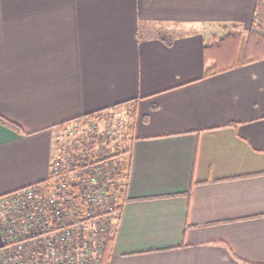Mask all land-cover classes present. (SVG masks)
Wrapping results in <instances>:
<instances>
[{
  "label": "crops",
  "instance_id": "1",
  "mask_svg": "<svg viewBox=\"0 0 264 264\" xmlns=\"http://www.w3.org/2000/svg\"><path fill=\"white\" fill-rule=\"evenodd\" d=\"M256 1L0 0V115L21 129L0 123V196L49 180L58 128L134 101L107 264H264Z\"/></svg>",
  "mask_w": 264,
  "mask_h": 264
},
{
  "label": "built area",
  "instance_id": "2",
  "mask_svg": "<svg viewBox=\"0 0 264 264\" xmlns=\"http://www.w3.org/2000/svg\"><path fill=\"white\" fill-rule=\"evenodd\" d=\"M88 166L51 168L46 183L0 196V264H101L117 212L97 222L103 165Z\"/></svg>",
  "mask_w": 264,
  "mask_h": 264
},
{
  "label": "rangeland",
  "instance_id": "3",
  "mask_svg": "<svg viewBox=\"0 0 264 264\" xmlns=\"http://www.w3.org/2000/svg\"><path fill=\"white\" fill-rule=\"evenodd\" d=\"M129 111L130 108L123 105L98 113L95 118L70 122L61 129L58 128L54 138L55 168L70 170V166L74 163L73 159L76 158V163L81 164L84 156L91 159L93 162L91 166L103 165V169L100 168L102 171L100 181L105 199L104 203L97 205L95 210L97 222L99 221L102 226L106 224V218L113 209L118 186L123 182V178L116 173V161L122 157L127 158ZM99 153L102 156H99ZM113 154L118 155L111 157ZM102 157L104 160L100 159ZM97 222L94 224L97 225ZM95 239L98 240L100 237L97 236Z\"/></svg>",
  "mask_w": 264,
  "mask_h": 264
},
{
  "label": "trees",
  "instance_id": "4",
  "mask_svg": "<svg viewBox=\"0 0 264 264\" xmlns=\"http://www.w3.org/2000/svg\"><path fill=\"white\" fill-rule=\"evenodd\" d=\"M242 31L241 30H235L233 33L229 31H225V34L219 38L216 35H211L208 40L209 48L210 47H222L229 45L232 41L236 40V36L239 35ZM264 57V0H257L255 7H254V19L251 28L248 30L246 36H245V42H244V48H243V61L250 62L254 60H258ZM215 59L214 63L211 65H208L207 72H210L215 69ZM134 101L129 102V122L127 125V133H128V139L130 142V137L132 134V128H133V122H134ZM118 107V105L113 106V109ZM96 114H90L87 116H84L80 118V120L89 119V118H95ZM78 119V118H77ZM0 123L12 128L16 132H21L20 127L15 124L14 122L8 120L7 118L0 115ZM87 124V123H84ZM92 146L94 147V143H92ZM125 151L122 153L124 154ZM127 153L130 152V147L128 146ZM118 154H113L111 157H116ZM99 156H102L101 153H99ZM81 159V156L79 157ZM101 160H104V158H100ZM74 163L72 165V168H84L86 165H93V162L91 159L87 156L82 157V163H76V158L73 159ZM116 173L119 177L123 178V182L118 186V189L115 194V200L113 201V209L117 212L119 215L122 206L128 199L127 196V183H128V177L130 173V162L129 157L124 158L122 157L118 161H116ZM115 179V178H114ZM46 183V180L41 182L40 184ZM113 244V234L109 230L106 241L103 245L102 251H101V264H107L111 252Z\"/></svg>",
  "mask_w": 264,
  "mask_h": 264
}]
</instances>
